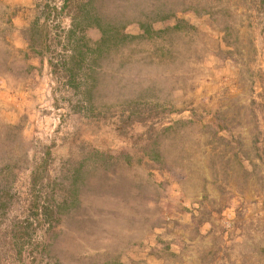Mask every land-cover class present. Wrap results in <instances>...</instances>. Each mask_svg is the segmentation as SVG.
Listing matches in <instances>:
<instances>
[{
    "label": "rangeland",
    "instance_id": "obj_1",
    "mask_svg": "<svg viewBox=\"0 0 264 264\" xmlns=\"http://www.w3.org/2000/svg\"><path fill=\"white\" fill-rule=\"evenodd\" d=\"M0 264H264V0H0Z\"/></svg>",
    "mask_w": 264,
    "mask_h": 264
}]
</instances>
